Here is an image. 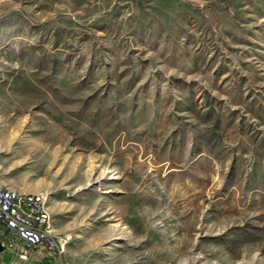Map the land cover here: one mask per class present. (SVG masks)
<instances>
[{
  "label": "rangeland",
  "instance_id": "obj_1",
  "mask_svg": "<svg viewBox=\"0 0 264 264\" xmlns=\"http://www.w3.org/2000/svg\"><path fill=\"white\" fill-rule=\"evenodd\" d=\"M0 187L46 264H264V0H0Z\"/></svg>",
  "mask_w": 264,
  "mask_h": 264
},
{
  "label": "built area",
  "instance_id": "obj_2",
  "mask_svg": "<svg viewBox=\"0 0 264 264\" xmlns=\"http://www.w3.org/2000/svg\"><path fill=\"white\" fill-rule=\"evenodd\" d=\"M41 197L6 195L0 187V231L9 230L8 238L0 241L18 257L11 264H42L64 252L67 237L47 230V216L40 211Z\"/></svg>",
  "mask_w": 264,
  "mask_h": 264
},
{
  "label": "bare ground",
  "instance_id": "obj_3",
  "mask_svg": "<svg viewBox=\"0 0 264 264\" xmlns=\"http://www.w3.org/2000/svg\"><path fill=\"white\" fill-rule=\"evenodd\" d=\"M4 192L6 195H14V196H28L29 198H37L39 196H42L40 199V211L44 213L47 216V230L50 232H55V234H59L53 227V222H52V215L49 210V207L47 205V198L48 195L45 192H21L16 189H10V188H4ZM66 241H64V251H65V246H66Z\"/></svg>",
  "mask_w": 264,
  "mask_h": 264
},
{
  "label": "crops",
  "instance_id": "obj_4",
  "mask_svg": "<svg viewBox=\"0 0 264 264\" xmlns=\"http://www.w3.org/2000/svg\"><path fill=\"white\" fill-rule=\"evenodd\" d=\"M14 261H18V260H14ZM14 261H10L9 263H5V262H3V261L1 260V258H0V264H11V263L14 262ZM48 262H50V259L45 260L42 264H46V263H48Z\"/></svg>",
  "mask_w": 264,
  "mask_h": 264
},
{
  "label": "trees",
  "instance_id": "obj_5",
  "mask_svg": "<svg viewBox=\"0 0 264 264\" xmlns=\"http://www.w3.org/2000/svg\"><path fill=\"white\" fill-rule=\"evenodd\" d=\"M136 2H138V3H145V2H147V0H135ZM223 1H227V0H223Z\"/></svg>",
  "mask_w": 264,
  "mask_h": 264
},
{
  "label": "water",
  "instance_id": "obj_6",
  "mask_svg": "<svg viewBox=\"0 0 264 264\" xmlns=\"http://www.w3.org/2000/svg\"><path fill=\"white\" fill-rule=\"evenodd\" d=\"M4 250V247L2 246V243L0 241V252H2Z\"/></svg>",
  "mask_w": 264,
  "mask_h": 264
}]
</instances>
